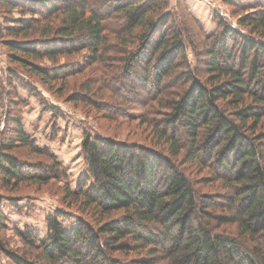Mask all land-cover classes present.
Segmentation results:
<instances>
[{
  "label": "trees",
  "instance_id": "16d2710c",
  "mask_svg": "<svg viewBox=\"0 0 264 264\" xmlns=\"http://www.w3.org/2000/svg\"><path fill=\"white\" fill-rule=\"evenodd\" d=\"M226 2L238 27L215 15L206 34L169 0H0L10 86L1 192L67 176L24 129L13 81L39 94L34 76L48 89L95 65L104 87L122 88L115 113L145 108L138 125L149 140L84 130L85 173L63 184L44 238L27 227L16 230L22 248L0 241L10 264H264V0ZM63 55L74 57L55 62ZM16 145L44 158L24 161Z\"/></svg>",
  "mask_w": 264,
  "mask_h": 264
},
{
  "label": "rangeland",
  "instance_id": "374dc122",
  "mask_svg": "<svg viewBox=\"0 0 264 264\" xmlns=\"http://www.w3.org/2000/svg\"><path fill=\"white\" fill-rule=\"evenodd\" d=\"M169 7L178 11H186L195 17L206 34L216 29L215 15L222 16L232 27H238L237 15L232 14V7L226 0H179L177 6L174 0H169ZM220 11L227 13V16ZM13 15L18 16L19 13L14 10ZM28 16L25 15V17ZM187 50L191 58L192 53L189 46ZM80 54L76 58L80 59ZM73 57L74 55L59 56L55 62H70ZM43 61L48 63L47 59ZM8 67L6 48L0 43V131L4 127L7 113V96L10 88L7 82ZM93 67L95 65L84 68L81 73L74 72L66 78L57 79L46 85L48 89L44 88V85L34 76V80L31 78L30 81L39 94L21 87L15 81L11 83L17 96L25 101L21 107L24 129L33 136L37 145L48 147L50 152L63 163L67 176L60 179L51 178L43 185L22 181L18 182L14 188L2 189L15 198L18 196L15 206L11 204V198H6L4 196L6 193L0 190V213L4 217V222L0 227V241L4 249L16 251L23 247V243L16 234L17 229L31 227L39 232L42 238L45 237L47 217L62 207L60 194L63 184L68 183L71 188H74L78 179L85 173L80 150L84 130L110 135L118 140L149 141L148 129H145L143 125H138L139 117L144 113L145 108H127L128 116L115 113L114 105L117 98L112 94L121 92L122 88L120 86L112 90L111 86L104 87L96 79L97 71ZM96 68L99 69L98 65ZM21 75L25 74L21 73ZM133 82L137 83L136 80ZM87 85L92 88V91H86ZM80 92L85 94L89 92L88 98L80 97L76 103L68 101V98H74ZM126 103L132 105V103ZM12 151L24 161L33 162L44 158L23 145H16ZM70 207V209H75L76 206L71 205ZM75 223L76 218H73L71 222H64L65 229L69 230ZM10 263V258L0 248V264Z\"/></svg>",
  "mask_w": 264,
  "mask_h": 264
},
{
  "label": "built area",
  "instance_id": "2783aa9c",
  "mask_svg": "<svg viewBox=\"0 0 264 264\" xmlns=\"http://www.w3.org/2000/svg\"><path fill=\"white\" fill-rule=\"evenodd\" d=\"M221 12V11H220ZM222 13V12H221ZM223 15L227 16V13H222Z\"/></svg>",
  "mask_w": 264,
  "mask_h": 264
}]
</instances>
